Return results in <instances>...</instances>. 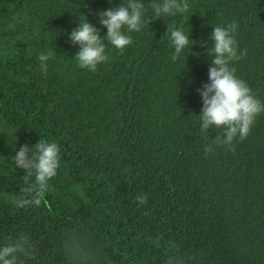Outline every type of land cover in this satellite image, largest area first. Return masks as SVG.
Returning <instances> with one entry per match:
<instances>
[{
  "label": "trees",
  "instance_id": "16d2710c",
  "mask_svg": "<svg viewBox=\"0 0 264 264\" xmlns=\"http://www.w3.org/2000/svg\"><path fill=\"white\" fill-rule=\"evenodd\" d=\"M124 2L0 0V244L27 234L23 264H264V114L234 151L205 155L223 129L200 132L198 91L213 27L235 21L247 54L231 66L264 101V0H189L128 33L123 53L105 40L96 71L78 67L79 18L104 37L100 12ZM167 24L189 35L176 61ZM41 138L58 144L60 167L39 207L17 208L5 198L24 186L13 156Z\"/></svg>",
  "mask_w": 264,
  "mask_h": 264
},
{
  "label": "clouds",
  "instance_id": "9594fccd",
  "mask_svg": "<svg viewBox=\"0 0 264 264\" xmlns=\"http://www.w3.org/2000/svg\"><path fill=\"white\" fill-rule=\"evenodd\" d=\"M148 7L151 15H147L143 0H126L115 9L100 12L99 22L107 28L104 37L99 35L98 29L88 22L87 17L79 18L78 27L70 33L72 43L79 45V51L74 57L78 67L96 71L98 65L109 59L105 40L123 53L133 43L128 33L141 31L145 24H150L151 18L187 13L190 4L189 0H150ZM237 28L238 24L233 21L226 26L213 27L210 34L214 41L208 50L212 66L209 68L210 82L198 90L203 101L199 130L205 136L212 127L222 128L223 132L204 146L205 155L213 152L216 146L234 151L233 142L236 139L244 140L256 118L264 114V101L253 95L248 84L236 76V69L231 66L232 62L239 61L247 54L246 49L238 52L235 38ZM166 35L174 47L169 58L176 61L189 45V35L173 24H167ZM52 56V52L38 55L39 68L43 74H47V61ZM34 149L23 145L13 156L16 167L24 170V186L21 195L8 194L5 198L17 208L39 207L49 190V181L56 176L60 167V148L56 142L41 138ZM29 153L32 155L29 156ZM135 199L139 205L148 203L147 194H138ZM148 214L145 212V215ZM34 255V245L24 233L9 237L0 244V264H23L21 256L30 258ZM169 264H176L175 258H171Z\"/></svg>",
  "mask_w": 264,
  "mask_h": 264
}]
</instances>
